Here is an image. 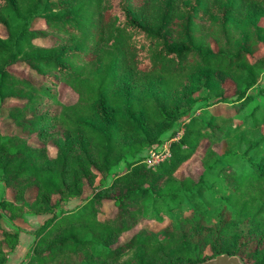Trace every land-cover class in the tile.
Listing matches in <instances>:
<instances>
[{"label": "trees", "instance_id": "1", "mask_svg": "<svg viewBox=\"0 0 264 264\" xmlns=\"http://www.w3.org/2000/svg\"><path fill=\"white\" fill-rule=\"evenodd\" d=\"M262 18L264 0H0V229L50 215L25 264H264ZM199 102L167 159L136 158Z\"/></svg>", "mask_w": 264, "mask_h": 264}, {"label": "rangeland", "instance_id": "2", "mask_svg": "<svg viewBox=\"0 0 264 264\" xmlns=\"http://www.w3.org/2000/svg\"><path fill=\"white\" fill-rule=\"evenodd\" d=\"M261 23L264 25V18H262ZM36 27L40 26L42 27L43 24L41 21L37 22ZM3 28H0V32L2 33ZM50 39L45 41L48 43ZM44 42V41H43ZM259 54H264V47L262 48L261 52ZM15 72L22 74L24 76H27L28 78L38 80L34 78L32 73L27 69L26 67L20 65L13 68ZM58 94H59V100L64 103H71L75 100V94L65 87L64 85H61L58 88ZM198 98H201L205 96V91L202 93H197ZM226 94L231 96L233 94V86L230 83L226 84ZM178 95V94H177ZM203 102L197 103L189 113L183 115L180 117L179 120H177L173 126L167 130H165L158 138L157 142H154L149 145H142L141 149L137 152L136 158H143V162L145 163V159L147 157L148 151L150 149L152 150H159L164 145L171 143L176 136V134L179 132L181 135L184 131V123L189 120V116L193 114H201L203 111ZM224 108L225 105H217L213 107V110H217L218 108ZM3 130L5 132L9 131V128L4 126ZM51 153L54 154V149H50ZM170 156V155H169ZM130 158V157H129ZM128 158V159H129ZM168 158V157H167ZM166 158V159H167ZM165 160V159H164ZM163 160V161H164ZM162 161V162H163ZM128 162L122 161L118 167L112 169V172L115 171H121L125 170ZM161 163V162H160ZM158 165V164H157ZM192 166V165H190ZM192 171L191 167L188 165H183L179 171L177 172L178 175H184L185 173H190ZM112 172L106 177L107 182H110L112 179ZM102 178L100 175L96 177V181L94 183V187H98L100 184H102ZM92 187H84L83 189V200L84 198L92 195ZM3 195V183L0 182V197ZM9 196V194H8ZM10 197V196H9ZM27 197L31 199L33 197V192L29 191L27 193ZM82 203V199H72L66 203L67 208H73L78 204ZM109 212L113 211V207L109 206ZM13 215L8 220L5 219L2 223V229H0V249H1V258H0V264H25L28 261L29 255L31 253V248L34 245V243L37 240L36 233H38L40 226L44 223V221L49 218L50 215L46 214H33V213H20L16 210L12 212ZM167 219V218H166ZM168 222H170L169 219L166 220V222L163 223H156L154 221L150 220H143L138 226H136L133 230L125 232L120 235L119 237V244L125 242L128 240L134 231L138 230L141 227H146L152 230H160L164 225H166ZM11 229L13 233H17V237L15 240L13 237L5 239L4 230ZM3 236L5 239V242L3 241ZM13 239V240H12ZM12 241V242H11ZM207 253V251H205ZM128 255H131L130 253Z\"/></svg>", "mask_w": 264, "mask_h": 264}, {"label": "built area", "instance_id": "3", "mask_svg": "<svg viewBox=\"0 0 264 264\" xmlns=\"http://www.w3.org/2000/svg\"><path fill=\"white\" fill-rule=\"evenodd\" d=\"M181 134L178 132L176 136L174 137L175 140H177ZM170 144L164 145L161 149L159 150H152L150 149L148 151L147 157L145 159V163L148 167L155 166L162 162L164 159L169 157L170 155Z\"/></svg>", "mask_w": 264, "mask_h": 264}, {"label": "water", "instance_id": "4", "mask_svg": "<svg viewBox=\"0 0 264 264\" xmlns=\"http://www.w3.org/2000/svg\"><path fill=\"white\" fill-rule=\"evenodd\" d=\"M197 264H243V262L236 255L223 253Z\"/></svg>", "mask_w": 264, "mask_h": 264}]
</instances>
